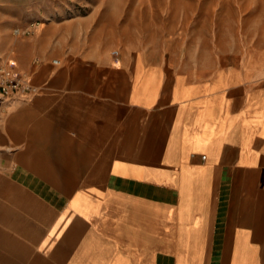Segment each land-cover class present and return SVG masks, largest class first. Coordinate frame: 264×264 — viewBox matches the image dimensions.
Returning <instances> with one entry per match:
<instances>
[{
	"label": "crops",
	"instance_id": "crops-1",
	"mask_svg": "<svg viewBox=\"0 0 264 264\" xmlns=\"http://www.w3.org/2000/svg\"><path fill=\"white\" fill-rule=\"evenodd\" d=\"M72 1L0 0L34 86L0 100V264H264V43L148 46Z\"/></svg>",
	"mask_w": 264,
	"mask_h": 264
},
{
	"label": "rangeland",
	"instance_id": "rangeland-1",
	"mask_svg": "<svg viewBox=\"0 0 264 264\" xmlns=\"http://www.w3.org/2000/svg\"><path fill=\"white\" fill-rule=\"evenodd\" d=\"M92 24L163 48L208 50L213 57L264 43V0H73ZM75 9V7H74Z\"/></svg>",
	"mask_w": 264,
	"mask_h": 264
},
{
	"label": "built area",
	"instance_id": "built-area-1",
	"mask_svg": "<svg viewBox=\"0 0 264 264\" xmlns=\"http://www.w3.org/2000/svg\"><path fill=\"white\" fill-rule=\"evenodd\" d=\"M15 32L17 34H29L32 29H16ZM12 66L14 63L11 61L8 67H0V100L10 99L34 90L30 77Z\"/></svg>",
	"mask_w": 264,
	"mask_h": 264
}]
</instances>
